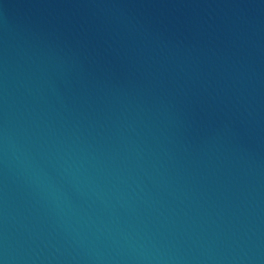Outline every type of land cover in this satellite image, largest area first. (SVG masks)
I'll return each mask as SVG.
<instances>
[{"label": "water", "instance_id": "obj_1", "mask_svg": "<svg viewBox=\"0 0 264 264\" xmlns=\"http://www.w3.org/2000/svg\"><path fill=\"white\" fill-rule=\"evenodd\" d=\"M0 264H264V0H0Z\"/></svg>", "mask_w": 264, "mask_h": 264}]
</instances>
